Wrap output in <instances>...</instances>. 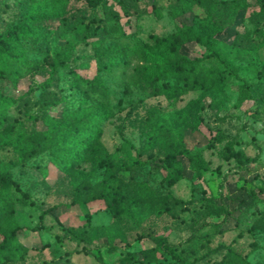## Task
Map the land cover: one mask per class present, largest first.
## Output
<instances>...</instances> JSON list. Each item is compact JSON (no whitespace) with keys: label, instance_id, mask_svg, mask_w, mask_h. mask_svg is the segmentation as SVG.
Returning a JSON list of instances; mask_svg holds the SVG:
<instances>
[{"label":"rangeland","instance_id":"1","mask_svg":"<svg viewBox=\"0 0 264 264\" xmlns=\"http://www.w3.org/2000/svg\"><path fill=\"white\" fill-rule=\"evenodd\" d=\"M8 2L6 11L0 6V35L24 44L29 65L16 80L0 78V98L13 100L0 127V144L23 133L58 138L88 106L106 104L90 81L94 78H102L110 92L102 135L88 153L78 154L79 163L59 169L47 151L22 165L16 151L0 147V170L4 164L10 168L21 188L14 191L15 217L26 227L20 238L28 248L24 259L8 264H215L225 253L216 251L221 244L264 264V231L252 228L264 209V193L259 192L264 185V0H248L242 24L223 36L233 46L221 50L226 63H214L221 87L190 91L174 100L147 96L134 83L140 60L109 72L101 68L97 52L133 44L132 39L152 44L155 36H170L178 22L192 21L193 13L176 19L172 14L182 0H108L96 8L86 0ZM58 3L66 7V15L27 20L30 13L51 12ZM194 12L206 15L200 7ZM21 24L30 38L16 32ZM60 51L69 55V65L55 70L52 63ZM183 51L192 58L206 54L193 44ZM44 82L50 85L42 86ZM244 82L251 95L243 94ZM62 108L73 114L61 117ZM164 128L183 172L175 184L168 178H177L176 169L168 164L160 141ZM238 151L244 167L232 156ZM101 161L106 165L100 166ZM151 161L155 164H136ZM83 176L88 186L78 191ZM120 178L145 183L157 195L146 200L133 193L124 202L129 212L103 199L69 205L77 198L86 200L94 189L116 188ZM221 193L234 214L218 228L214 224L222 217L215 204H220ZM170 195L196 202L187 208L174 204ZM209 195L217 202L209 201ZM57 204L59 208L42 217ZM39 224L43 228L34 229ZM158 236L176 246L179 258L158 249ZM153 249L157 261H143Z\"/></svg>","mask_w":264,"mask_h":264},{"label":"trees","instance_id":"2","mask_svg":"<svg viewBox=\"0 0 264 264\" xmlns=\"http://www.w3.org/2000/svg\"><path fill=\"white\" fill-rule=\"evenodd\" d=\"M9 0H0V6L3 10H7L11 5ZM52 1V0H49ZM92 8L108 3V0H86ZM195 7H200L206 13L205 16L194 12ZM249 7L248 0H182L179 8L172 11L176 18L182 15L193 13L190 23L178 22L176 31L170 36H155L154 43L150 44L135 40L133 44L130 42L121 43L119 46H113L105 51H98L97 57L102 69L109 72L115 71L116 68H129L135 60H140V66H137L135 84L143 87L147 96L163 95L168 99L174 100L190 91L218 88L221 87L222 81L220 73L215 62L226 63L222 54V48H232L233 42L228 43L223 36L230 29L236 30L244 21L245 13ZM1 11V9H0ZM66 7L61 3L55 4L52 11L37 12L34 11L27 16L29 21H37L39 17L50 19L51 17H62L66 15ZM36 23V22H35ZM16 32L22 37L30 38L31 32L21 24L16 28ZM124 36H129L124 32ZM239 35V31L235 32L234 40ZM131 40V39H130ZM233 40V41H234ZM101 43L97 40V46ZM189 44L200 45L204 48L206 54L190 57L183 51L185 46ZM26 48L23 43L18 42L14 36L0 35V78L16 80L23 68L28 67L29 62L24 54ZM69 55L63 51L57 52L55 62L52 63L53 68H66L69 65ZM96 91L100 92L103 97V103L88 106L83 114L72 119V123L66 130L56 139L51 140L45 135L39 133H23L17 138H5L0 144L2 148H12L17 153V161L22 165H26L29 161L36 159L44 152H49L51 163L59 168L66 169L69 166L79 163L81 160L78 154L88 153L95 145L96 141L102 135V125L107 117L106 109L110 105V92L105 86L102 78H94L90 80ZM42 86L48 87L49 82H44ZM242 92L244 95H251L250 86L247 82L242 84ZM13 100L9 102L0 98V127L6 122L7 109ZM65 106H63L64 108ZM61 109L59 112L61 117L73 114L71 110ZM51 118L55 115L51 114ZM160 141L165 150L168 164L175 167L177 178H168L171 184L183 177V172L179 164L176 162L175 154L170 150L168 142L169 129L161 130ZM187 151L185 146H182ZM260 155V154H259ZM237 161V166L244 167L246 162L243 160L241 151L232 154ZM228 156V158L232 157ZM154 165L155 162H137L140 166L146 164ZM106 165L105 161H101L100 166ZM133 168V166L131 167ZM131 168H126L129 170ZM123 171V170H121ZM88 186L86 177L83 176L77 184V190L83 191ZM14 191H21L19 183L13 178V172L10 168L4 167L0 170V264H8L11 261L22 260L26 257L28 248L21 241L20 234L26 228L21 225L15 217ZM260 193H264V185L259 188ZM23 193V192H22ZM135 193L142 199H150L156 197V191L145 183L127 182L123 178L119 179L116 188L106 190L104 187L94 189L86 200L74 199L70 206H83L89 201L105 200L113 208L120 207L123 212H129L126 200L132 198ZM252 198L257 197L255 190H250ZM24 197H28L23 193ZM174 204H185L190 207L196 202L191 200H183L170 195ZM209 201L217 202L216 196H206ZM220 204L216 205L217 215L222 220L214 225L222 228L223 225L230 220L234 214V210L224 201L223 194H219ZM253 200V199H252ZM61 204L47 208L42 217L59 208ZM41 224L34 229H41ZM254 229L264 231V209L252 225ZM159 241V250L162 253H168L174 258H179L176 246L171 245L166 236L155 237ZM225 250L222 258L215 264H254L247 256L239 252L234 246L221 244L216 251ZM149 253L143 260L145 262L157 261L156 253ZM180 264H193L181 260Z\"/></svg>","mask_w":264,"mask_h":264}]
</instances>
